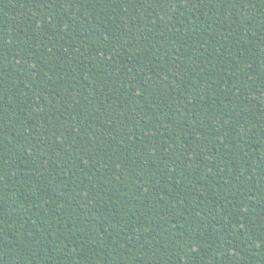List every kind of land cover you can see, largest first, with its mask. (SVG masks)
<instances>
[{
	"label": "trees",
	"instance_id": "obj_1",
	"mask_svg": "<svg viewBox=\"0 0 264 264\" xmlns=\"http://www.w3.org/2000/svg\"><path fill=\"white\" fill-rule=\"evenodd\" d=\"M0 264H264V0H0Z\"/></svg>",
	"mask_w": 264,
	"mask_h": 264
}]
</instances>
